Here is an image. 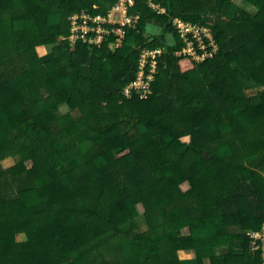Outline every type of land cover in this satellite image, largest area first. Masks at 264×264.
Here are the masks:
<instances>
[{
  "label": "trees",
  "instance_id": "obj_1",
  "mask_svg": "<svg viewBox=\"0 0 264 264\" xmlns=\"http://www.w3.org/2000/svg\"><path fill=\"white\" fill-rule=\"evenodd\" d=\"M114 1L0 0V264H264V0H134L121 47L69 44L68 16ZM174 18L216 51L174 55ZM158 47L151 94L127 98Z\"/></svg>",
  "mask_w": 264,
  "mask_h": 264
},
{
  "label": "built area",
  "instance_id": "obj_2",
  "mask_svg": "<svg viewBox=\"0 0 264 264\" xmlns=\"http://www.w3.org/2000/svg\"><path fill=\"white\" fill-rule=\"evenodd\" d=\"M147 4L160 13L164 12L163 8L155 5L151 0H147ZM133 5L134 0H115L105 14H90L84 9L72 13L68 16L69 31L66 39L70 45L81 42L99 47L106 42L113 49L121 47L126 36V29L135 27L139 19L137 13L130 12ZM116 13L120 14L118 20L115 16ZM172 24L179 38L185 43L180 50L174 52V55L188 54L193 59L202 61L206 56L212 55L216 51L217 46L212 42V35L208 27L194 25L180 18H174ZM205 38L211 40L209 42L211 50L205 44ZM198 50H201L200 54ZM163 53L164 50L159 47L144 48L139 52L135 77L123 89L127 98L137 95L140 99H144L151 94L156 65ZM249 237L253 250L261 248L264 251V223L260 231H252L249 233Z\"/></svg>",
  "mask_w": 264,
  "mask_h": 264
},
{
  "label": "rangeland",
  "instance_id": "obj_3",
  "mask_svg": "<svg viewBox=\"0 0 264 264\" xmlns=\"http://www.w3.org/2000/svg\"><path fill=\"white\" fill-rule=\"evenodd\" d=\"M235 3H236V0H235ZM245 7H246L247 10L255 12V8L253 6L245 4ZM116 14H117V15H115L116 16V19L117 20L120 19V14L119 13H116ZM203 20L206 21V22H208V23H213L214 20H215V16H213V15H205ZM155 32H156V34H158L160 32L159 28H157L155 30ZM165 38L167 39L168 42H173L174 41V37L171 34H165ZM49 48H51V46H49V47H45L44 46V47L41 48L40 53H41L42 58H46V57L49 56V54H50ZM141 50L142 49H140V51ZM157 71H158V64L156 65L155 78H156V75H157ZM257 90H258L257 88L256 89L248 90V91H246V94L247 95H254L257 92ZM67 110L68 109H67L66 106H61L60 107V111L61 112H66ZM186 140H187V138H186ZM15 159H7V160H5L3 162V166L5 168L12 167L13 164L17 161ZM145 226H146L145 220H144L143 216H141V217H139V218H137L135 220L134 230L135 231H142V230L145 229ZM18 240H20V241L23 240V237L19 235L18 236Z\"/></svg>",
  "mask_w": 264,
  "mask_h": 264
},
{
  "label": "crops",
  "instance_id": "obj_4",
  "mask_svg": "<svg viewBox=\"0 0 264 264\" xmlns=\"http://www.w3.org/2000/svg\"><path fill=\"white\" fill-rule=\"evenodd\" d=\"M42 57V56H41ZM50 57V54L48 57L43 58V59H48ZM235 251L237 253H239L241 251V244H239V242H235L234 247ZM229 253V248L224 246V247H220L217 251H216V256L217 257H223L224 255ZM241 253V252H240ZM240 257V256H239ZM179 260L181 262V264H196L195 263V254L193 251H180L179 252ZM207 263V261H206Z\"/></svg>",
  "mask_w": 264,
  "mask_h": 264
}]
</instances>
